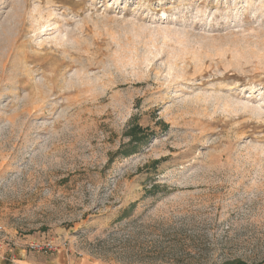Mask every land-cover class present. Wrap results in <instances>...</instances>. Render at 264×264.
Here are the masks:
<instances>
[{
  "label": "rangeland",
  "instance_id": "rangeland-1",
  "mask_svg": "<svg viewBox=\"0 0 264 264\" xmlns=\"http://www.w3.org/2000/svg\"><path fill=\"white\" fill-rule=\"evenodd\" d=\"M32 243L264 264V0H0V260Z\"/></svg>",
  "mask_w": 264,
  "mask_h": 264
},
{
  "label": "crops",
  "instance_id": "crops-1",
  "mask_svg": "<svg viewBox=\"0 0 264 264\" xmlns=\"http://www.w3.org/2000/svg\"><path fill=\"white\" fill-rule=\"evenodd\" d=\"M20 246L22 243L18 242ZM17 254L12 264H97L90 262L87 258H74L67 253L53 254L49 252L32 253L17 247ZM0 264H5V261L0 260Z\"/></svg>",
  "mask_w": 264,
  "mask_h": 264
},
{
  "label": "built area",
  "instance_id": "built-area-1",
  "mask_svg": "<svg viewBox=\"0 0 264 264\" xmlns=\"http://www.w3.org/2000/svg\"><path fill=\"white\" fill-rule=\"evenodd\" d=\"M29 249L39 252H55L58 251L59 247L53 243H32L29 245Z\"/></svg>",
  "mask_w": 264,
  "mask_h": 264
},
{
  "label": "trees",
  "instance_id": "trees-1",
  "mask_svg": "<svg viewBox=\"0 0 264 264\" xmlns=\"http://www.w3.org/2000/svg\"><path fill=\"white\" fill-rule=\"evenodd\" d=\"M130 129L131 130L128 131V133H127V135H129V137H130V144H129L128 147L124 146L125 148L121 150L123 153L126 152V149L131 146V143H133L134 141H139L140 142L144 138V137L143 138H139L140 137L139 134L141 135L142 129L138 125H135V126L131 127Z\"/></svg>",
  "mask_w": 264,
  "mask_h": 264
}]
</instances>
